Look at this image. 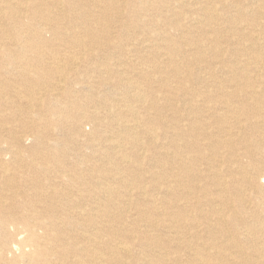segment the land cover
Masks as SVG:
<instances>
[{"label": "rangeland", "instance_id": "rangeland-1", "mask_svg": "<svg viewBox=\"0 0 264 264\" xmlns=\"http://www.w3.org/2000/svg\"><path fill=\"white\" fill-rule=\"evenodd\" d=\"M205 1H208V3L213 2L210 8L211 12L215 13L212 14L215 16V21L201 22V12L198 10L200 7L202 8V6L207 4L204 2V0H53L51 4V22L57 24V19L59 17L56 16L64 14L62 16L64 20L60 22H63L64 26H61L63 28H67L68 30L62 32L57 31V38H55L52 32L44 30L43 38L49 43V45L41 47L40 51L42 52L43 50L44 54L41 55L49 62L54 58H58L57 60H63L61 62V66L66 63V66L64 65V69L62 67L58 68L56 65L57 67L55 68V71L51 73L50 78L43 79L44 82H51L52 78L55 79L56 76L58 77L60 74H63L66 78L64 84L61 83L62 85H59V89L63 90H60L58 93L54 92L55 94L60 93L58 100H49V105H51L57 112L55 113L56 116L51 113L53 118H50L51 115L47 117V113H49L48 109L43 106L42 110L44 112V117L39 119L34 118L33 123H30L31 121H29L30 119H28L27 115H25V112L28 109L31 98L25 91V88L32 86H22V84H19L15 87L13 86L14 88L5 87V90L0 89V96H2L4 93L6 95V97L4 99L1 98L0 101V110H4L3 116H1L0 113V121L6 119L7 117H10L11 120L13 118V123H10L8 127H14L16 130L14 132L15 136H19L20 131H22V129H20L21 126H26L31 127L34 131H36L37 136L35 138L38 139L33 140L32 137H26L19 145L13 142V136L7 134L4 129H1L0 138L2 143L0 144V176L6 175L9 177V179H11V181L9 184H5L2 182L0 177V215L5 214L7 211L6 208L9 206H17L13 200L15 196L18 199L17 204H19L21 202L20 199L26 195L23 192L27 191L32 193L31 185L34 182L30 183L31 181H27L28 177H33L36 181L40 180L42 184L38 185L40 197L37 199L38 202H35L38 204L36 205L41 208L39 212L40 214H33L32 212H28L27 214L17 212V214L18 217L25 215L29 222L36 221L37 223H41L44 221H50V223H56L53 229L59 233L61 241L58 243L53 241L43 243L40 242V244H46L47 246L51 247V264H71L79 260V256H77V254L81 253L82 248L88 247V243L82 238L88 237L92 232L89 230L91 228L87 226H85L86 228H78L77 226L72 227V225H67L66 223L64 224L65 221L63 222L61 218H64L66 215L63 213H89L91 212V208L98 207L99 205L102 206V211L106 214H104L105 217H102V219L97 217L99 224L101 220H103L101 226L103 224L104 226L101 227V231L99 232L100 234H97L95 238L99 240L97 241L101 246L103 245L104 264H193V256L190 254L193 253L191 248H196V246L202 248L200 249L201 252L205 251L204 253L206 254L222 255L228 260V262H238L241 259L249 260L251 253L253 252L252 247H254V245L258 246V248L261 247L260 253L264 256V234L261 233L258 228L244 229L243 225L238 226L236 225L237 223L231 224V222H228L227 225H225L226 227L220 226L217 219L218 215H214L212 213L217 208L214 210L215 206L206 205V201L210 198H217V194L215 193L218 191V187L214 186L215 183L213 181L210 179L207 180L204 177L208 174L206 167L208 164L212 165L214 163L215 156L213 155L217 153H214L213 149L210 150L205 147V145L208 143V140H205L206 137L202 139L204 132L201 129H198L199 127L195 123L196 121H198L199 124L202 123V121L211 114V112H206L205 108L216 107V101H218L216 98L221 96L222 93L226 100H230L235 103L236 101H234L231 94L233 85L228 81V79L231 77L230 79L236 78L241 80L242 77V75L239 73H228V68L221 67L222 70L220 71L222 72L220 73L218 69L215 70L212 68L215 66H212L211 64H214L217 59L215 56L216 52L213 54L210 51V48L215 46L214 44H210L208 40L209 33H207V31L209 30L210 25L214 28L217 27L216 29L220 36L221 44L218 49L222 52L219 53L221 55L219 58L221 57L226 59L224 62L239 58L240 60H244L247 63L251 62L248 65V68L250 74L256 78V88L262 95L264 92V55L262 56L263 61L261 63H257L255 61L252 63L253 59L248 52H245L244 57H239V55L235 53L236 46L233 43L240 42L242 43L240 46H246L247 42L243 41V39H240L239 36H233L232 30L230 29L234 28L235 26L238 27L239 25L251 26V23L254 25L256 23V25H260L258 28L261 31L262 28L264 29V19L260 17L255 19V16L250 14L248 8L244 6V2L247 0H236V2H238L237 8L233 6L231 7L230 0ZM178 4L180 5L178 6ZM100 5H102V7ZM72 6L73 8L77 7V11H73V8H71ZM172 6L176 7L179 14H181V16L177 18L181 21L179 23L180 27L178 26L179 29L176 27V25H173L171 17V11L173 10ZM221 6H223V8ZM261 6L263 7V5ZM253 7H256V5ZM78 8L80 9L78 10ZM236 11H241L244 13V20L238 21L241 24H237V22H235L236 18H233L234 20L230 18V15H235ZM261 12L264 13V7L261 9ZM223 14L225 16L229 15V19L227 21L224 19L225 16L224 18L220 17ZM85 18H88V20L93 19L92 24L87 29L88 33H91L90 35H92L90 38L84 33L86 26H84L82 23L84 20H86ZM94 18H98V21L96 22ZM161 19H163V21ZM199 20L200 23H198ZM2 23L3 28L10 34L20 33V30L12 31L11 27L6 21H3ZM41 23L45 24L46 22L40 21L37 23V26H40ZM194 23H198L195 30L193 27H191L192 25H190ZM197 28H199L200 31ZM182 37L186 38V40L193 45H185V43L182 42ZM144 40H146L147 43H140ZM132 42H135L136 44L131 45L130 43ZM155 42L160 44L163 43L165 46H167V44L170 45L171 43V52L166 49L164 51H160L158 53L159 56L154 55L155 62L152 59L151 61L147 62H139L140 59L138 58L151 56L150 54H147V51L145 50L151 49L153 46L152 44ZM10 43L12 46L17 45L15 42ZM262 44L263 40H260L258 45L261 46ZM11 45L10 47H12ZM0 48L2 50L6 49L5 46H1ZM56 53L60 54H58L57 57H54L56 56ZM171 55H173L174 58ZM198 55H200L199 57L201 58H199ZM65 58L66 61L64 60ZM67 59H70L72 64H67ZM35 62L36 61H30L29 63L36 64ZM200 62L203 63L198 64ZM126 63L131 65V70L129 72L130 78H132L133 81L137 78L139 87L145 90L147 95L145 101H137L136 99L130 98L131 95L125 89L123 85L124 83L119 81L118 77L121 76L114 73H106V75L103 73L102 69L105 70L108 68L114 70L115 65L119 66ZM26 66L27 65L21 67L16 64L14 69L12 67V70L11 67L8 66L4 69L2 65V67L0 66V79L18 81L22 77V70H24ZM175 67H178L179 69L176 77H174L170 71ZM205 69L207 71H205ZM192 70L193 73L191 72ZM210 71H215V75H209L207 72ZM26 74L27 79L31 80L29 81L30 83L32 80L37 78L36 72L34 73L31 71ZM163 89H168L169 91L172 89L174 93L173 95H167L164 93ZM18 93L20 95H18ZM197 93H200L199 97L196 99L194 97L192 99V95ZM10 95L16 96L12 99L16 100L18 105L17 107L12 105V101L9 100L8 96ZM120 95L121 97L118 98ZM207 98H210L209 101L207 100L208 104H203L204 100ZM114 100H118V102L121 101L120 104L127 106L128 108H132L135 111L137 110L138 124L141 125L140 127L142 129H148L147 131L149 134L146 137L139 138V141L136 142L133 140H128V137L122 131L121 125H132L133 122L124 123L127 121L126 118L113 116L114 120L111 119V122H109L110 124L106 122L107 119L103 117L104 113H107L110 110L109 112L115 114V106H117V104L113 102ZM169 100H171V102ZM73 102H75V104H73ZM80 103L82 106H80ZM181 104L182 106H180ZM77 105L78 108H76ZM191 105L192 107H196L194 111H189ZM153 106H156V109L153 108ZM235 108L238 109L237 107ZM239 110H242V108H239ZM62 111L67 117H63ZM96 111L99 113V120L93 121L92 114L96 113ZM46 118H48V120ZM240 118L242 125H237V129L235 128L234 121H231L230 124L222 121L220 125H213V127L210 129L212 131H209V134L211 133V135H213L216 132V136L220 135L217 133L219 127H223L228 130L230 129L233 131V133L234 131L239 132L237 136H233L232 141L234 144H232V146L222 147L219 151L222 153H227L228 150L241 152L242 149H244V144L241 142L240 137L243 135L244 138L251 140L250 145L253 152L256 154L260 152V155L264 157V143L262 141V139H264L262 136L264 134V128L254 129L252 126L246 123L245 116H240ZM56 123H61V125L56 127ZM171 124L175 126L178 125L180 128H182V130H184L185 138L191 144H203L201 145L203 149H200V153L203 155L204 159L203 162L199 165L193 163L191 164V162H189L188 165L190 168H192V170H195V172H197L199 169L204 179L198 181L197 178H194V180L191 181L192 178L187 176L188 178L186 177L182 179L183 185L179 183H177V185L173 183L168 185V189L170 190L168 194L170 195L167 197L174 199L177 198L182 202L190 201L187 199V196H184L185 193H182L184 191L183 188L187 185L189 187L191 186L193 191L196 193L195 198L192 200V205L194 202L196 204L197 201H200L201 203L203 202L199 208V210L202 209V211H199L200 213H198L195 209H189L190 212L188 211L186 215H183L180 218L181 224H183V228L181 229L182 237L180 240L178 233L176 234L173 230L159 225L161 223L159 221L162 218H165L166 215L172 213L168 206L163 205L162 203L159 205L158 210L148 213L147 220L143 215L148 211V209H146L147 203L143 202V199L141 198V191L146 189L149 193V201L154 200V195L151 189L154 184L155 177L153 175H155V172H159V176L160 174H163L165 180L168 177V180H166L168 183L169 181H173V176L177 172L176 166L171 167L167 164L164 165L166 161L163 157V154L169 149L166 148V146H169V144H167L169 141L167 138L165 139L163 130L166 128V125L170 126ZM170 132L171 133L169 134L172 135V131ZM112 136L121 138L123 145H125L128 149V153H131L130 149L135 145L137 152L140 153V156H143L144 158H140L131 170L135 172L136 176L138 177V186L133 185V183L131 184V181L126 182L125 184H128H124V186L122 184L110 185L106 182L103 183L104 187H109V189L112 191L113 198L111 199H104L103 194L99 193L101 189L96 190V188H93L92 183L80 185L78 183H72L63 180L62 176L59 175L57 170H55L56 163H53L54 161L52 163L49 162L45 157V155L48 154L47 151L53 149L51 151L56 152L57 156L60 158V161L64 164L62 167L63 170L68 169L66 166H69L70 170L71 168L74 169L72 170V173L75 171L80 172L81 169H86L85 173L88 174L89 172L94 171L96 167H100L102 170L108 167L111 168L113 163L110 165L109 159L103 158V156L100 154V149L103 148V145L105 147L108 144L104 140ZM217 138L214 139L217 140ZM150 139H152V141ZM256 139L262 142L260 149H256L254 146V141ZM218 149L219 148H217L215 152H217ZM187 152H184L185 157H193L194 154H196V151L192 154H187ZM169 153L173 154V150H170ZM150 157L152 158L150 159ZM32 159L34 161L33 163L31 162ZM46 164L48 165V169L44 170ZM244 164H247V159H244ZM247 168L248 172H250V167L247 166ZM246 171L247 170H243V172ZM248 172L246 176H248ZM259 182L264 186V177H262ZM184 184L186 185L184 186ZM256 184L257 182L252 179L251 182L243 185V189H240L243 190L249 210H255L254 199L255 197H258V195L255 196V191L253 189L255 188ZM196 186H199L201 189L200 192L198 190L196 191ZM55 189L57 190L55 191ZM225 189L228 191L227 197L231 198V203L234 204L232 209L228 208L226 210L228 215L227 217H229L232 211H240L239 202L237 200V190H235L233 185L231 186L230 183H227V185H225ZM236 189L239 188L237 187ZM52 190H54L55 194L53 195L52 200H48L49 195L53 192ZM185 192H187V190ZM205 195L208 197L203 199L202 197H205ZM4 197L8 198L5 200ZM130 198H132L131 201H128ZM51 204H53L55 207V209L52 211L47 209V207H49ZM142 209H144L145 212H143ZM202 212L203 214H201ZM38 214L40 216H38ZM206 218L209 219L207 220ZM149 220H151V223L148 225L147 221ZM247 220V223L252 222V219L248 218ZM228 221H230V218H228ZM157 222L159 223L156 225ZM189 222L193 226H190ZM147 225L149 227H147ZM189 226L190 228H188ZM106 227L109 228V230L103 229ZM48 228H50V226H48ZM237 228L243 231L242 233L244 237L248 236L249 238L243 239V237H237ZM45 230L47 229H40L38 231V236L44 237L43 235H46ZM244 230L248 232H244ZM247 233L249 235H247ZM258 234H260V236ZM111 237H114L115 241L120 243L119 245L124 247L125 245H128L126 247L129 249V252H118V250L115 249L116 244L114 242V244L111 243L114 245H111L114 252H111L109 247L105 245L109 240H112ZM233 246L234 248H232ZM197 250L198 247L195 249V251ZM235 252L241 253V256L235 255ZM64 255L69 257L68 261L66 262H64ZM85 260L88 261V258ZM98 262L100 261L98 260Z\"/></svg>", "mask_w": 264, "mask_h": 264}, {"label": "bare ground", "instance_id": "bare-ground-1", "mask_svg": "<svg viewBox=\"0 0 264 264\" xmlns=\"http://www.w3.org/2000/svg\"><path fill=\"white\" fill-rule=\"evenodd\" d=\"M52 1L53 0H0V47L1 46L6 47L5 50H2L0 48V66L2 67V65H3L4 69L7 66L11 67V69L13 67V69H14V66L16 64L21 66V67H23L24 65H27L26 68L24 70H22L23 74H22V77L20 78V80L12 81V80L0 79V89L5 90V87L14 88L16 85H19V84L20 85L22 84V86H26V85L32 86V87L25 88L26 89L25 91L27 92V94L31 98V100L29 102L30 104L28 106V109L25 112V115H27L28 119H30L29 121H31L30 123H33L34 118L39 119V118L44 117V112L42 110L43 106H45L48 109L49 113H47L48 114L47 117L51 115L50 118L51 117L53 118V115H55V113H57V112L53 109V107L51 105H49L50 104L49 100H55V101L58 100L60 93L55 94L54 92L58 93V92H60V90H63V89H59V85L61 83L64 84V82L66 81V78L63 74H60L58 77L56 76L55 79L52 78L51 82L50 81L49 82L43 81V79H45V78H50L51 73L53 71H55V68L57 66H58V68L62 67L63 69L66 66V63H64L65 66L64 65L61 66V62L63 60H57L58 58H54L50 62L47 61L41 55V54H44L43 50H42V52L40 51L41 47H43L45 45H49V43L46 42L43 38L44 30H46L48 32H52L53 35L55 36V38H57V36H58L57 31L62 32V31L68 30L67 28H63L61 26V25L64 26V23L60 22V21L64 20L62 18V16L64 14L59 15V16L55 15L56 17H59L57 19L58 20L57 24L51 22V13H52L51 12V4H52ZM210 1H212V0H210ZM230 1H231L230 2L231 7L233 6V7L237 8L238 2H236V0H230ZM204 2H206L207 4L202 6V8L200 7V9L198 10L199 12H201V15H200L201 22L202 21H207V22L208 21H215L216 20L215 16L212 15L215 13H212L211 8H210V6H212L213 2L208 3V1H205V0H204ZM197 4H198V2H197ZM260 4L263 5V7H264V0H247L244 2V6L246 8H248L251 15L255 16V19H257L258 17L264 19V13L261 12V9L263 7ZM179 5L180 4H178V6ZM254 5H256V7H253ZM100 6L102 7V5H100ZM192 6H194V5H192ZM221 7L223 8V6H221ZM71 8H73V6ZM79 9L80 8H78V10ZM73 11H77V7L73 8ZM171 13H172L171 17H172L173 25L174 26L176 25V27L179 29V27H180L179 23L181 21L177 18H179L181 16V14H179L176 7H173V10L171 11ZM235 13H236L235 15H230V18H232V19L236 18L235 22H237V24H238L239 23L238 21L244 20L243 19L244 13H242L241 11H236ZM188 14H190V13H188ZM224 16L225 15L223 14L220 17L224 18ZM117 17H118V15H117ZM195 17H197V16H195ZM192 19H195V18H192ZM224 19H225V21H227L229 19V15L228 16L226 15ZM232 19H231V21H232ZM94 20L97 22L98 18H94ZM161 20L163 21V19H161ZM3 21H6L7 24H9L12 31L20 30L19 31L20 33L19 34L18 33L10 34L9 32H7L3 28V23H2ZM40 21L41 22L45 21L46 23L45 24L41 23L40 26L39 25L37 26V23ZM92 21H93V19L88 20V18H87L82 23L84 26H86V30L84 33L87 34V36L89 38L92 37V35H90L91 33H88L87 29L92 24ZM49 22H50V24H49ZM78 22H80V21H78ZM51 23H53V24H51ZM198 23H200V20ZM198 23H194V24H190V25H192L191 27H193L195 30ZM183 24H185V23H183ZM239 24H241V23H239ZM259 26L260 25H256V23H255V25L253 23H251V26L250 25H246V26L245 25H239L238 27L235 26L234 27L235 29L234 28L230 29V30H232L233 36H239L240 39H243V41L247 42L246 46H243V45L240 46L242 44L240 42L239 43H233L236 46L235 47L233 45L235 47V53L237 55H239V57L242 58V57H244L245 52H248L253 59L252 63H254V61L257 63H261L263 61L262 56L264 55V29L262 28V30L260 31V29L258 28ZM216 28H214L213 26L210 25L209 30L207 31V33H209V35H208L209 43L215 45V46L210 48V51L213 54L216 52L215 56L217 59V61H215L214 64H211L212 66H215L212 68H214L215 70L218 69L219 73L222 72V71H220V70H222L221 67L222 68L223 67L228 68L229 69L228 73H230V72L232 74L239 73L240 75H242V77H241V80H238L236 78L230 79L231 77L228 79V81L230 83H232V85H233V90L231 91V94H232V98L234 99V101H236L235 102L236 105L234 102H232L230 100H226V98L223 96V93H222L221 96L216 98V99H218V101H216L217 102L216 107L205 108L206 112H209V113L211 112V114L205 120H203L202 123L199 124L198 121L195 122L197 124V126L199 127L198 129H201L204 132L202 139H204V137H206L205 140H208V143L205 145V147L210 149V150L213 149L214 153H217L214 155L212 153V155L215 156L214 163L212 165L208 164V166L206 167L208 174L206 176H204L205 179H207V180L210 179L211 181H213L215 183L214 184L215 187H218V189H217L218 191H216V193H215V194H217V198H215V197H214L215 199L210 198L209 200L206 201V205L215 206L214 210L217 208L212 213L214 215H218L217 219H218L219 223L218 222L217 223L220 224V226H225V225H227L228 222L229 223L231 222V224L237 223L236 225H238V226L243 225L244 229H246V228H258L261 231V233L264 234V186L262 184H260V182H259V180L262 177H264V157L260 155L261 154L260 152L258 154L253 152V150L251 149V145H250L251 140L244 138L243 135H242V137H240L241 142L244 144V149H242V151L240 148L241 152L229 151V150L227 153L220 152L219 150L222 147H226V146L229 147V146H232V144H234L232 141L233 136H237L239 133L238 131L237 132L234 131V133H233V131H231L230 129L228 130V129H225L223 127H219L217 133L220 135L216 136L217 135L216 132H215L216 135L215 134L211 135V133L209 134V131H212L210 129L213 127V125H220L222 121L229 123V124L231 121L232 122L234 121L235 122L234 123L235 128L237 129V125L238 126L242 125L240 122V119H241L240 116H245L246 117V120H245L246 123L249 124L250 126H252L254 129L264 128V106H263L264 92L261 95L259 93V90H257V88H256V85H257L256 78H254L250 74V71L248 68L249 67L248 65L251 62L247 63L244 60L243 61L240 60V58L236 59V60L234 59V60H229L227 62H224V61H226V59L221 58V57L219 58V56H221L219 53H221L222 51L218 49L221 42H220V36H219ZM197 29H199V28H197ZM199 31H200V29H199ZM184 33H185V31H184ZM181 35H182V33H181ZM170 36H172V35H170ZM260 40H263V44L261 46L258 45V42ZM10 42H15V44H17V45L12 46ZM182 42L185 43V45H187V46L193 45L189 41H187L186 38H184V37H182ZM140 43L144 44V43H147V41L144 40V41H141ZM76 44H78V43H76ZM130 44L132 45V44H136V43L132 42ZM10 45L14 48L10 47ZM152 45L153 46L151 49L145 50V51H147V54H150L151 56L140 57V58H138V59H140L139 62H141V61L147 62V61H151V59L155 62L154 58L156 55L159 56L158 53L160 51H162V50L164 51L166 49V50L171 52V49H170V47H172L171 43H170V45L167 44V46H165V44H163V43L160 44L158 42H155ZM238 46H240V47H238ZM207 49H208V47H207ZM58 54H60V53H56L55 54L56 56H54V57H57ZM181 55H182V53H181ZM171 56L173 57V55H171ZM199 56L200 55H198V57ZM76 58H77V56H76ZM199 58H201V57H199ZM64 60L66 61V58ZM30 61H36L35 62L36 64H31V63H29ZM67 62H68L67 64H72L70 59H67ZM201 63H203V62H200L198 64H201ZM130 67H131V65L126 63V64H121L119 66L115 65V68L113 67L114 70H111L108 68L105 70L104 69H102V70H103V73H105V75H106V73H109V74L114 73V74L121 76V77H118L119 81L124 83L123 85H124L125 89L131 95L130 98L136 99L137 101L138 100H140V101L144 100L145 101L147 98L146 92L144 89L139 87L137 78L134 81L132 78H130V76H129V72L131 70ZM163 68H164V66H163ZM163 68H162V70H163ZM199 68H201V67H199ZM178 70H179L178 67H175V68H172L170 71H171L172 75L174 77H176L178 74ZM193 70L191 71L192 73H193ZM31 71H33L34 73L36 72L37 78L35 80H32V82L30 83L29 81H31V80L27 79L26 73L31 72ZM205 71H207V70L205 69ZM7 72H9V71H7ZM103 73H102V75H103ZM165 73H167V72H165ZM207 73L211 76L215 75V71L214 72L210 71ZM263 79H264V76H263ZM28 83H30V84H28ZM263 83H264V80H263ZM170 90L171 91H169L168 89H163L165 94L173 95L174 91L172 89H170ZM25 91H24V93H25ZM18 95H20V94L18 93ZM199 95H200V93L193 94L192 99L194 97L196 99L197 97H199ZM5 97H6V95L4 93L2 96H0V101H1V98L4 99ZM13 97H16V96L15 95L8 96L9 100L12 101V105L17 107L18 106L17 102H16V100L12 99ZM87 97H88V94H87ZM119 97H121V95L118 96V98ZM223 98H225V99H223ZM83 100H85V99H83ZM165 100H167V99H165ZM207 100L209 101L210 98L205 99L203 104H208ZM169 101L171 102V100H169ZM113 102H115L117 104V106H115L116 107L115 114H113L112 112H109L110 111L109 110L107 113H104V115H103V117H105L107 119V121H106L107 123L111 122L110 121L111 119L114 120V117L126 118L127 121H125L124 123L133 122L132 125L131 124L130 125L129 124L128 125H121V127H122V131L128 137V140H133L134 142L139 141V138H144L149 134L147 131L148 129L144 130L140 127L141 125L138 124L137 112H136L137 110L135 111L132 108H128L127 106L120 104L121 101L118 102V100H114ZM184 102H186V101H184ZM166 103H168V102H166ZM73 104H75V102H73ZM80 106H82L81 103H80ZM180 106H182V104ZM196 106H197V104H196ZM235 107H237L238 109H236ZM76 108H78V105ZM153 108L156 109V106L155 107L153 106ZM177 108H176V110H177ZM184 108H187V107H184ZM195 108L196 107H192V105H191V107L189 108V111H194ZM239 108H242V110H239ZM109 109H110V107H109ZM0 113H1V116H3L4 110H0ZM62 113H63V117H67L63 111H62ZM98 115H99V113H97V111H96V113L92 114L93 121L99 120ZM46 119L48 120V118H46ZM117 119H119V118H117ZM13 120L14 119L12 118V120H11L10 117H7L6 119L1 120L0 121L1 122L0 123V132H1V129H4V131L7 132V134H10L11 136H13L12 137L13 142H15L19 145L24 141V139L26 137L27 138L32 137L33 140L37 139V138H35L37 136L36 131H34L31 127H26V126H21L20 127V129H22V131H20L21 135L19 134V136H15L14 132L16 130L14 129V127H12V128L8 127L10 125V123L11 124L13 123L12 122ZM73 121H74V119H73ZM66 124H68V123H66ZM56 125H57L56 127H58L61 125V123H59V124L56 123ZM170 131H172V135L169 134V133H171ZM163 133L165 135V139L167 138L169 141V142H167V144H169V146L168 147L166 146V148H169V149L166 150L165 153L163 154V157L165 158V161H166L164 163V165L167 164L171 167L176 166L177 172L173 176V181L172 182L169 181V183H168V181H166V180H168L167 179L168 177L165 180V177L163 174L162 175L160 174V176H159V174H158L159 172L154 173L155 174V175H153L155 177L154 178V184H153L152 189H151V191L153 192V195H154V200L149 201L148 191L146 189H144V190L142 189L143 191H141V193H142L141 198L143 199V202L147 203L146 209H148V211L145 212L144 209H142V210H143V212H145V214H143V215L148 220V213L149 212L151 213V211L158 210L159 205H161L162 203H163V205H167L168 208L172 211V213L166 215L165 218H162L159 221V222H161L159 225H162L164 228L166 227L168 229L173 230L176 234L178 233L179 240H180L182 237L181 229L183 228L182 227L183 224H181L180 218L183 215H186V213H188L189 209L190 210L195 209L198 213H200L199 211H202V209L199 210V208L201 207V204L203 202L201 203L200 201L196 200L197 201L196 204L194 202V204L192 205V200L195 198L196 193L193 191V188L191 186L189 187L186 184H184V186L186 185V187L183 188L184 191L182 193H185L184 196H187V199L190 201H187V202L183 201L182 202L180 199L178 200L177 198L174 199V198L167 197L168 195H170V194H168L170 191L168 189V185H171L172 183L176 184V185H177V183L183 185L182 179L186 178L187 176L192 178L191 181H193L194 178H197L198 181H200L201 179H204L203 175L201 174L199 169L197 172H195V170H192V168H190V166L188 165L189 162H191V164L193 163L196 165L197 164L199 165L203 162V160H204L203 155L200 153V149H203L201 146L203 144H200V143H199L200 145L197 143L191 144L189 141H187V139L185 138L184 130H182V128H180L178 125L177 126H175L173 124H171L170 126L166 125V128L163 130ZM212 133H214V132H212ZM116 134H117V132H116ZM262 136L264 137V134ZM214 138H217V140H215ZM220 139H222V140H220ZM150 140L152 141V139H150ZM104 141L107 142L108 144L105 147L103 145V148L100 149V154L103 156L104 159H109L110 165L113 163L111 168L108 167L104 170L100 169V167H98V168L96 167L94 171H91L88 174L85 173L86 169H81L80 172L75 171L74 172L75 174H74V173H72L73 172L72 170H74V169L71 168V170H70L69 166H66V168H68V169L63 170L62 167L64 164L60 161V158H59V156H57V153L51 151L53 149L48 150L47 151L48 154H46L45 157L49 162L52 163L54 161L53 163H56L55 170H57L59 175L62 176L63 180H66V181L72 182V183H78L80 185H87V184L92 183L93 188H96V190L101 189L99 193L103 194L104 199H107V198L111 199V198H113L112 191L109 189V187H107V188L104 187L103 183L106 182L107 184H110V185L122 184L124 186V184L126 182L131 181V184L133 183V185L138 186V183H139L138 182L139 180H137L138 177L136 176L135 172H133L131 170L133 169L134 165H136L135 163H137V161L140 158L143 159L144 157L140 156L141 154L137 152L135 145L131 147V149H130L131 153H128L127 152L128 149L126 148L125 145H123V141L121 140L120 137H113L112 136L110 138H106ZM262 141L264 143V139H262ZM1 143H2V140L0 138V144ZM261 143L262 142L258 141L257 139L254 141V146L256 147V149H260ZM14 145H16V144H14ZM217 148H219V149L217 152H215V150ZM170 150H173V154L169 153ZM185 151L186 152L189 151V152H187V154H192L193 152L195 153V151H196V154H194L193 157H185V153H184ZM198 152H199V154H198ZM152 157H150V159ZM131 159L133 160L134 163L132 162ZM244 159H247L246 165L244 164ZM31 162L32 163L34 162L33 159ZM247 166L250 167V172H248ZM17 169H19V168H17ZM46 169H48L47 164H46V167L44 168V170H46ZM159 169H161V168H159ZM162 169H164V168H162ZM164 170H166V169H164ZM243 170H247V171L243 172ZM2 171H5V170H2ZM156 171H157V169H156ZM158 171H160V170H158ZM31 172H32V170H31ZM52 172H54V171H52ZM198 172H200V173H198ZM247 172L249 173L248 176H246ZM0 177L2 179V182H4L5 184H9L11 181V179H9V177L6 175H1ZM252 179L257 182V184L255 185V188L253 189L255 191L254 192L255 196L258 195V197H255V199H254L255 210H249V208L247 206V201L245 200L246 197L244 196L243 190H240V189L244 188V186H243L244 184L251 182ZM27 181H31L30 183L34 182L31 185L32 193H29L27 191L23 192L26 195L20 199L21 202L19 201L20 202L19 204H17L18 199L15 196L13 200L17 206L16 207L9 206L8 208L5 207L7 210L6 213L0 215V264H24V263L51 264V259H50V257L52 256L51 247L47 246L46 244H40V242L43 243V242L53 241V242L58 243L61 241L59 233L55 229H53V227L56 224L55 222H53V223H50V221H48V222L44 221L41 223H37L36 221L35 222H29L25 215L22 217H18L17 212H20L22 214H27L28 212H32L33 214L34 213L37 214L40 212V209H41L37 206L38 204L35 203V202H38L37 199L40 197L38 185H42L41 181L40 180L36 181L33 177H28ZM141 183H143V182H141ZM227 183H230L231 186L233 185L235 190H237V200L239 202V210H240L237 212L232 211V213L229 217H227L228 215L226 213V210L228 208L232 209L234 204L231 203L232 202L231 198L227 197L228 196L227 190H229L227 188H226L227 190L225 189V185H227ZM127 184H125V185H127ZM145 186H146V184H145ZM237 187L239 189H236ZM195 188H196V191L198 190L200 192L201 189L199 188V186H196ZM165 189H167V190H165ZM56 190L57 189H55V191ZM186 190H187V192H185ZM21 191H23V190H21ZM52 191L53 192H52V194L49 195L48 200L53 199V195L55 193H54V190H52ZM261 196H263V197H261ZM206 197H208V196L205 195V197H202V198L204 199ZM4 198L6 200V198H8V197H4ZM131 199L132 198L128 199V201H131ZM4 206H5V204H4ZM225 207H227V208H225ZM47 209H50L52 211L53 209H55V207L53 204H51V205H49V207H47ZM102 210H103L102 206L99 205L98 207L91 208V210H90L91 212H89V213H84V214H82V213H80V214H72V213L67 214L65 212L63 213L66 215L64 218H61L63 222L65 221L64 224L66 223L67 225H72V227L77 226L78 228L87 226V227H90L91 229H89V230L92 231L88 237H86V238L81 237L84 241H86L88 243V247L82 248L81 253L77 254V256H79V260H77L76 262H73L71 264H104V262H103L104 261L103 260V248H102L103 245L101 246L100 243H98L99 240L95 238V236L97 234H100L99 232L101 231V227L104 226V224L101 226L103 220H101L100 224L97 220L98 218L102 219V217H105L104 214H106V213L103 212ZM39 214H38V216H40ZM201 214H203V212ZM185 217H187V216H185ZM228 218H230V221H228ZM248 218L252 219V222L247 223ZM147 222H148L147 224L149 225L151 223V220H149ZM159 222H157L156 225ZM194 222H195V220H194ZM148 225H147V227H149ZM189 225L193 226V225H191V223ZM48 226H50V228H48ZM190 226L188 228H190ZM40 229H42V230L47 229V230H45L46 235H43L44 237L38 236V231ZM103 229L109 230V228H107V227L103 228ZM86 230H88V229H86ZM245 231L246 230H244V232ZM242 232L243 231L241 229L237 228V231H236L237 234L236 233L235 234L237 235V237L239 236V238H241V237H243V239L249 238L248 236L244 237ZM246 232H248V231H246ZM229 233H231V232H229ZM247 235H249V234L247 233ZM258 235L260 236V234H258ZM104 236H105V234H104ZM148 236H149V234H148ZM111 239L112 240H109L107 242V244H105L106 246L109 247V250L111 252H114L112 247H111V245H113L114 243L116 244L115 249H117L118 252H121V251L123 253L129 252V249L126 247L128 245H125V247H124L122 245H119L120 243L115 241L114 237H111ZM173 241H174V239H173ZM193 241H194V239H193ZM111 243H113V244H111ZM209 246H211V245H209ZM197 247H198V250L195 251V249ZM134 248H135V246H134ZM196 248H191V251L193 253H191L190 255L193 256V259H192L193 264H264V256L261 255V253H260L261 247L258 248V246H255V245H254V247H252L253 252L251 253L250 259L249 260L241 259L238 262H228V260L222 255L206 254V253H204L205 251L201 252L200 249H202V248H200L199 246H196ZM232 248H234V246ZM86 254H88V255H86ZM89 254H90V256H89ZM234 254L237 256L238 255L241 256V253H238V252H235ZM243 255H246V254H243ZM87 258H88V261L85 260ZM162 258H163V255H162ZM68 259H69V257L64 255V262L68 261ZM98 260L101 263L98 262Z\"/></svg>", "mask_w": 264, "mask_h": 264}]
</instances>
